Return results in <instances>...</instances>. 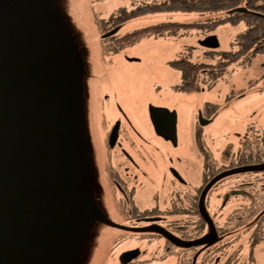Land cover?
Returning a JSON list of instances; mask_svg holds the SVG:
<instances>
[{
    "label": "rangeland",
    "instance_id": "1",
    "mask_svg": "<svg viewBox=\"0 0 264 264\" xmlns=\"http://www.w3.org/2000/svg\"><path fill=\"white\" fill-rule=\"evenodd\" d=\"M159 1L23 0L32 27L46 45L54 74L61 83L65 82L64 136L55 146L58 189L73 205L92 213L65 208L51 221V229L29 264H121L120 253L133 245L157 248L163 244L134 240L131 245L129 234L122 232L125 228L117 202L106 181L105 145L100 131L103 119L111 116L106 113L111 107L105 103L108 99L112 106L118 103L136 130L145 137L149 135L154 145L160 140L152 138L151 127L137 121L140 103L147 100L175 110L177 149L161 142L162 152L165 167L168 158L178 155L180 162L175 163L176 167L185 174H192L190 169L195 168L194 173L199 175L202 156L212 157L214 166L227 165L249 131L261 133L264 129V54L241 58L217 79L201 71L194 92L178 93L175 89L181 85L182 75L173 66L176 61L215 65L221 53L237 50L236 41L247 29L244 22L199 29L193 25L205 23L216 14L153 13L131 19L121 34L155 25H168L165 30L148 32L134 44L123 43L118 51L114 49L116 43L105 41L106 46L101 45L102 23L111 16ZM214 42L216 46H212ZM210 107L213 114L207 116L206 108ZM199 111L203 119L210 118L203 127L191 123ZM149 174L157 191L160 172L151 168ZM164 181L162 190L166 196L168 175ZM226 188L217 187L212 195L218 226H223L227 214L240 208V195L233 196L235 201L227 208H220ZM263 199L264 194L260 196ZM203 211L210 224L209 212L204 207ZM255 257L264 261V244L256 247ZM151 264L169 263L159 260Z\"/></svg>",
    "mask_w": 264,
    "mask_h": 264
},
{
    "label": "flooded vegetation",
    "instance_id": "2",
    "mask_svg": "<svg viewBox=\"0 0 264 264\" xmlns=\"http://www.w3.org/2000/svg\"><path fill=\"white\" fill-rule=\"evenodd\" d=\"M130 21L131 19L114 24L108 23L107 20L102 23L104 31L100 35L101 45L105 44V41L116 43L114 49L118 51L119 45L123 43L134 44L144 39L146 36L132 41L123 40L125 36L145 28H133L121 34L125 24ZM113 30L116 31L112 35L103 37ZM197 83L196 76L194 89H197ZM181 86L182 75L181 85L175 88L176 92L193 91H181ZM104 99L106 100L107 96ZM108 100L105 103L111 107L106 113L111 116L103 119L100 131L101 140L105 145L103 158L106 181L113 200L117 202L121 225L125 228L122 232L129 234L127 240L131 245L135 244L134 240H139L140 243L163 242L162 246L157 248L131 246L120 253L121 264H151L152 261L156 263L159 260L169 264H264L263 259L258 260L255 257L256 247L264 244V199L260 200V196L264 194V174L226 176L205 191L214 179L216 171L212 165V157H201L199 175L194 173L195 168L190 169L193 170L192 174H185L176 167L175 163L180 162L177 155L179 153L176 151L175 159L168 158V166L165 167L163 144L177 149L178 119L175 110L147 100L140 103V119L137 121L151 127L152 138L160 140V144L154 145L149 135L145 137L136 130L132 120L118 103L115 102L112 106ZM199 112L203 116L202 111ZM206 113L211 116L212 108H206ZM191 123L193 126L199 124L198 114L191 118ZM172 125L175 127L174 137L170 131ZM115 133L116 140L111 145ZM246 138L247 136L243 141ZM151 146L153 150L150 149ZM151 168L160 172L157 191L156 184L149 174ZM172 170L179 177H175ZM234 171L237 170L223 168L217 173L230 174ZM165 175L170 179L166 196L162 190ZM217 187H227L220 200L221 209L227 208L231 201H235L233 196L240 195L241 198L238 200V212L234 209L227 214L222 227H216L211 206L212 195ZM230 193L232 194L229 196ZM203 207L211 216L210 224L207 223ZM220 236L224 239L217 247L207 245L217 241ZM199 243L203 245L198 246ZM149 260H152L151 263Z\"/></svg>",
    "mask_w": 264,
    "mask_h": 264
},
{
    "label": "water",
    "instance_id": "3",
    "mask_svg": "<svg viewBox=\"0 0 264 264\" xmlns=\"http://www.w3.org/2000/svg\"><path fill=\"white\" fill-rule=\"evenodd\" d=\"M47 53L23 0H0V264H29L51 221L65 208L92 214L73 205L56 182L65 82L54 74ZM198 123L208 124L201 112ZM170 131L174 137V125ZM115 140L116 133L111 145ZM224 175L215 177L205 191Z\"/></svg>",
    "mask_w": 264,
    "mask_h": 264
},
{
    "label": "trees",
    "instance_id": "4",
    "mask_svg": "<svg viewBox=\"0 0 264 264\" xmlns=\"http://www.w3.org/2000/svg\"><path fill=\"white\" fill-rule=\"evenodd\" d=\"M237 8H244L246 11L231 12ZM172 12L216 14L215 17L209 18L205 23L193 25L199 29H213L218 25L224 24L233 26L240 22H244L247 25V29L236 41L237 50L233 53H221L220 59L215 65H198L185 60L176 61L173 66L179 69L182 74L181 91L194 90L196 76L201 71L207 72L212 79H217L223 75L229 65L238 62L241 58L264 54V0H161L158 3H144L130 11L121 10L115 17L110 18L108 23L119 24L147 14ZM167 26L155 25L145 27L131 35L125 36L123 40L132 41V39L142 38L148 35V32L158 31L160 33ZM246 136V140H241L242 144H239V150L233 152V156H231L230 162L227 165H213L216 169L213 178L217 177L219 175L217 171L223 168L234 169L238 172L234 171L230 174H225L214 185L221 182L226 176L236 177L249 174H264V168H257L264 166V129H262L261 133L249 131ZM199 225L201 224L199 223ZM223 239L224 237L220 236L217 241L207 245L217 247ZM201 244L199 243L198 246H201Z\"/></svg>",
    "mask_w": 264,
    "mask_h": 264
}]
</instances>
